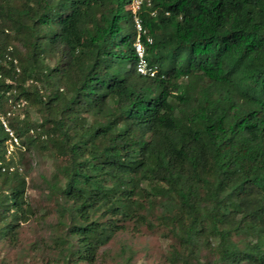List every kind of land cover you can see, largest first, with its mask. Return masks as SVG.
<instances>
[{
	"label": "trees",
	"instance_id": "obj_1",
	"mask_svg": "<svg viewBox=\"0 0 264 264\" xmlns=\"http://www.w3.org/2000/svg\"><path fill=\"white\" fill-rule=\"evenodd\" d=\"M151 1L156 15H140L155 76L135 66L130 0H0V106L42 104L40 127L67 157L59 173L69 256L90 257L158 200L183 247L172 261L191 264L205 246L214 264H264V0ZM48 50L51 66L41 58ZM29 79L48 93L19 83L11 93L10 81ZM8 119L24 146L35 144L27 134L37 124ZM7 133L0 121V178L14 182L0 207L18 217L27 181L10 170Z\"/></svg>",
	"mask_w": 264,
	"mask_h": 264
},
{
	"label": "rangeland",
	"instance_id": "obj_2",
	"mask_svg": "<svg viewBox=\"0 0 264 264\" xmlns=\"http://www.w3.org/2000/svg\"><path fill=\"white\" fill-rule=\"evenodd\" d=\"M20 2L21 0H11V4L16 7ZM10 47L22 55L26 53L22 40L15 36L12 37ZM41 56L44 65H53L54 52L48 50ZM19 63L26 64L23 60ZM134 68L135 66L132 67V74L135 75ZM10 82L13 83L11 93L14 94L20 89L16 88L18 83L28 91L36 87L41 94L48 93L40 80ZM55 84L63 86L58 79ZM200 84L206 85L207 80L201 79ZM12 108L20 119L37 124V129L34 128L27 134L36 138L33 145L24 146L20 138L18 144H11L9 139L5 142L6 160L14 161L11 170L18 167L26 177L27 205L18 217L12 213L11 205L8 212L0 207V229L8 223L14 225L6 234L0 233V264H185L182 261H172L173 248L183 252V247L161 221L159 215L163 208L158 200L151 207L145 203L142 211L144 218L124 223V227L109 242L94 248L90 257L82 260L74 254L69 256L64 239L70 224V212L68 202L64 201L60 193L65 180L59 173L60 166L66 163L67 157L58 151L57 144L51 143V136L44 133L48 126L43 129L40 127L44 114L42 104L24 97ZM27 136L23 139L27 140ZM12 183L14 182L4 183L3 178H0V192L6 191ZM192 257L189 260L191 264H214L216 254L210 247L204 246Z\"/></svg>",
	"mask_w": 264,
	"mask_h": 264
},
{
	"label": "built area",
	"instance_id": "obj_3",
	"mask_svg": "<svg viewBox=\"0 0 264 264\" xmlns=\"http://www.w3.org/2000/svg\"><path fill=\"white\" fill-rule=\"evenodd\" d=\"M144 7L149 8L151 15L153 16L156 15L157 10L153 8V2L151 0H130L129 9L133 14L134 25L137 33V38L134 42V48L137 54V64L135 66L137 67V71L140 74L146 76H155L157 69L156 66L150 64L149 62V59L147 57V45L143 40V36H144L146 37V41L148 44L153 43V37L149 33H147L148 29L144 26L140 15V12ZM12 107H15V104H13ZM12 107L5 112L0 106V121L3 127L5 128V130L8 132L7 134H9L8 139L12 141L10 143L14 145L15 143L17 144L19 143L18 142L19 137L16 134H14L15 131L11 127L8 119L11 115L14 114Z\"/></svg>",
	"mask_w": 264,
	"mask_h": 264
}]
</instances>
